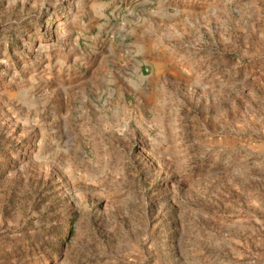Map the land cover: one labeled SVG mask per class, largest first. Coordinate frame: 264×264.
<instances>
[{"label": "rangeland", "instance_id": "obj_1", "mask_svg": "<svg viewBox=\"0 0 264 264\" xmlns=\"http://www.w3.org/2000/svg\"><path fill=\"white\" fill-rule=\"evenodd\" d=\"M264 0H0V264H263Z\"/></svg>", "mask_w": 264, "mask_h": 264}, {"label": "water", "instance_id": "obj_2", "mask_svg": "<svg viewBox=\"0 0 264 264\" xmlns=\"http://www.w3.org/2000/svg\"><path fill=\"white\" fill-rule=\"evenodd\" d=\"M263 264H264V250H263Z\"/></svg>", "mask_w": 264, "mask_h": 264}]
</instances>
